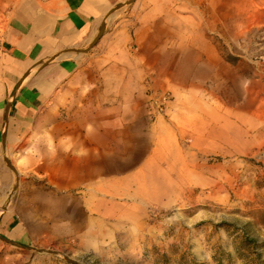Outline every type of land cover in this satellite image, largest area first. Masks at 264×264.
Segmentation results:
<instances>
[{
    "label": "crops",
    "instance_id": "0c3cea01",
    "mask_svg": "<svg viewBox=\"0 0 264 264\" xmlns=\"http://www.w3.org/2000/svg\"><path fill=\"white\" fill-rule=\"evenodd\" d=\"M218 1L208 8L226 11V1ZM186 4L195 11L194 0ZM173 5L169 0H9L0 11L1 242L24 246L33 235L22 221L32 209L1 208L3 191L12 184L6 164L19 162L20 170L32 165L22 153L37 126L53 116L57 101L67 102L80 87L96 89L94 112L86 121L91 130L58 132L60 189L81 188L100 175L108 184L129 182L126 171L138 167L134 159L147 147H165L171 154L185 146L191 160L180 170L188 172L195 171L198 156L225 159L264 150L262 63L252 57L232 66L221 45L241 37L228 36L220 20L201 25L174 20ZM234 5L239 12L264 10V0ZM99 61L108 65L94 70L108 77L101 95L97 84L76 83L88 71L84 63ZM166 90L173 99L165 117L151 120L148 94ZM100 96L106 105L100 106ZM232 139L241 150L231 146Z\"/></svg>",
    "mask_w": 264,
    "mask_h": 264
},
{
    "label": "rangeland",
    "instance_id": "374dc122",
    "mask_svg": "<svg viewBox=\"0 0 264 264\" xmlns=\"http://www.w3.org/2000/svg\"><path fill=\"white\" fill-rule=\"evenodd\" d=\"M8 1L0 0V11ZM172 1L174 20H220L228 36L241 37L221 45L229 64L253 57L264 68V10L239 12L236 0H225L226 11H216L208 5L218 0H194L195 11H188L186 0ZM102 67L108 65L84 63L88 71L76 83L97 84L101 95L108 77L94 70ZM93 89L80 87L67 102L54 104L53 116L37 126L23 150L31 166L5 163L12 184L1 208L32 209L22 221L33 235L24 246L0 241V264H264V150L225 159L198 156L195 171L188 172L180 170L191 160L185 146L171 154L147 147L134 159L138 167L126 171L129 182L108 184L100 175L81 188L60 189L57 134L91 130L86 121L94 112ZM99 99L100 106L107 104ZM228 142L241 150L239 141Z\"/></svg>",
    "mask_w": 264,
    "mask_h": 264
},
{
    "label": "built area",
    "instance_id": "2783aa9c",
    "mask_svg": "<svg viewBox=\"0 0 264 264\" xmlns=\"http://www.w3.org/2000/svg\"><path fill=\"white\" fill-rule=\"evenodd\" d=\"M172 97L168 91H155L148 94L147 115L151 120L163 117Z\"/></svg>",
    "mask_w": 264,
    "mask_h": 264
},
{
    "label": "water",
    "instance_id": "95a60500",
    "mask_svg": "<svg viewBox=\"0 0 264 264\" xmlns=\"http://www.w3.org/2000/svg\"><path fill=\"white\" fill-rule=\"evenodd\" d=\"M101 34H102V31H100V32L98 33L97 37H96V38L93 40V42L90 44V47H89V48L93 47V46L96 44V42H97L98 39L100 38ZM8 166H9L11 169H13V168L10 166L9 163H8Z\"/></svg>",
    "mask_w": 264,
    "mask_h": 264
},
{
    "label": "trees",
    "instance_id": "16d2710c",
    "mask_svg": "<svg viewBox=\"0 0 264 264\" xmlns=\"http://www.w3.org/2000/svg\"><path fill=\"white\" fill-rule=\"evenodd\" d=\"M246 241L248 240V239H245ZM253 252V251H252Z\"/></svg>",
    "mask_w": 264,
    "mask_h": 264
}]
</instances>
